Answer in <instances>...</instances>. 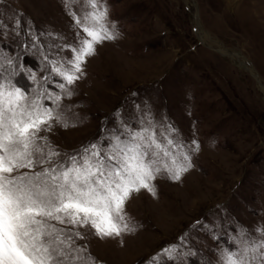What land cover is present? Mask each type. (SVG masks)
<instances>
[{
  "label": "rangeland",
  "instance_id": "1",
  "mask_svg": "<svg viewBox=\"0 0 264 264\" xmlns=\"http://www.w3.org/2000/svg\"><path fill=\"white\" fill-rule=\"evenodd\" d=\"M99 4L115 38L95 45L72 95L61 94V123L42 135L66 159L150 122L158 137L182 142L191 167L180 180L158 174L155 195L133 193L125 206L133 232L100 239L80 228L76 244L96 264H146L184 237L183 264H222L223 251L259 240L264 228V0ZM91 11L86 0H0V83L59 93L50 62L77 47L70 13Z\"/></svg>",
  "mask_w": 264,
  "mask_h": 264
},
{
  "label": "snow or ice",
  "instance_id": "2",
  "mask_svg": "<svg viewBox=\"0 0 264 264\" xmlns=\"http://www.w3.org/2000/svg\"><path fill=\"white\" fill-rule=\"evenodd\" d=\"M70 2L65 0V7ZM86 4L92 11L83 17L70 13L77 47L65 60L50 62L59 93L44 90L29 96L0 83V264H96L87 249L76 244V239H84L79 229H89L100 239L133 232L125 211L133 193L155 195L158 174L180 180L191 167L182 142L163 133L158 137L150 122L124 141L114 136L115 143L110 139L107 149L93 142L66 159H59L61 154L42 135L54 122L61 123L56 111L61 94L72 95L70 86L82 75L86 58L95 54V45L115 38L106 23L107 8L99 0ZM45 99L55 108L45 105ZM168 129L175 131L172 125ZM256 231L259 240L242 239L236 251H223L222 264H264V228ZM183 244L181 237L146 264H183Z\"/></svg>",
  "mask_w": 264,
  "mask_h": 264
},
{
  "label": "water",
  "instance_id": "3",
  "mask_svg": "<svg viewBox=\"0 0 264 264\" xmlns=\"http://www.w3.org/2000/svg\"><path fill=\"white\" fill-rule=\"evenodd\" d=\"M203 44H204V43H203ZM209 48L214 49L215 51L219 52V53L222 54V55H225L223 52L219 51L218 49H215V48H212V47H209ZM226 55H228V54H226ZM255 78H256L257 82H258L259 84H261L260 81H259V79H258L257 77H255Z\"/></svg>",
  "mask_w": 264,
  "mask_h": 264
},
{
  "label": "bare ground",
  "instance_id": "4",
  "mask_svg": "<svg viewBox=\"0 0 264 264\" xmlns=\"http://www.w3.org/2000/svg\"><path fill=\"white\" fill-rule=\"evenodd\" d=\"M198 28H199V26H198ZM219 51H221V52H224V53H225V51H223V50H219ZM225 55H226V54H225ZM239 62H240V64H242L240 60H239ZM244 67L248 69V67H246V66H244ZM250 71H251V69H250ZM253 75H254V74H253ZM254 77H257V76H256V75H254ZM262 88H264V87H262Z\"/></svg>",
  "mask_w": 264,
  "mask_h": 264
}]
</instances>
